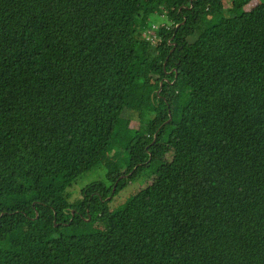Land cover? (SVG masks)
<instances>
[{"label":"trees","instance_id":"obj_1","mask_svg":"<svg viewBox=\"0 0 264 264\" xmlns=\"http://www.w3.org/2000/svg\"><path fill=\"white\" fill-rule=\"evenodd\" d=\"M252 1L0 0V264H264Z\"/></svg>","mask_w":264,"mask_h":264},{"label":"rangeland","instance_id":"obj_2","mask_svg":"<svg viewBox=\"0 0 264 264\" xmlns=\"http://www.w3.org/2000/svg\"><path fill=\"white\" fill-rule=\"evenodd\" d=\"M261 0H253L250 4L244 6V9H248L249 6L260 2ZM226 4L230 5V1H226ZM147 21L149 23H153L155 25H162L166 24L169 25L171 22L169 19H167L166 15L163 14H152ZM153 113H147L143 115L142 120L148 122ZM105 167L104 165H97L96 167L92 168L91 170L87 171L86 173H83L80 175L72 184L71 188L69 187L70 191V199L74 200L79 197L80 190L84 188L87 184L98 181V180H105ZM144 171L139 174L135 179L136 181H128L127 185L118 192L117 195L113 197V199L110 202V208L111 210H117L120 208L126 201V199L131 195V193L135 192L136 190L140 189L142 186L145 185L147 180H144ZM99 223H95L94 225H98Z\"/></svg>","mask_w":264,"mask_h":264},{"label":"built area","instance_id":"obj_3","mask_svg":"<svg viewBox=\"0 0 264 264\" xmlns=\"http://www.w3.org/2000/svg\"><path fill=\"white\" fill-rule=\"evenodd\" d=\"M155 28V25H152V29L144 32L146 38L151 41V43H156L158 41L157 34L154 33L153 29Z\"/></svg>","mask_w":264,"mask_h":264}]
</instances>
